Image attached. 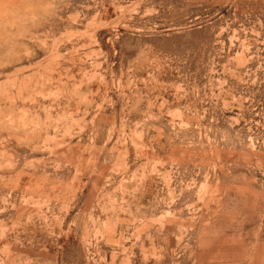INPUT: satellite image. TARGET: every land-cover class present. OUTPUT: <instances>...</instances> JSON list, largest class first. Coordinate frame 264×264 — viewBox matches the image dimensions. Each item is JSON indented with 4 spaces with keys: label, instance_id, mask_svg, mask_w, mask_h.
Returning <instances> with one entry per match:
<instances>
[{
    "label": "rangeland",
    "instance_id": "obj_1",
    "mask_svg": "<svg viewBox=\"0 0 264 264\" xmlns=\"http://www.w3.org/2000/svg\"><path fill=\"white\" fill-rule=\"evenodd\" d=\"M0 264H264V0H0Z\"/></svg>",
    "mask_w": 264,
    "mask_h": 264
}]
</instances>
